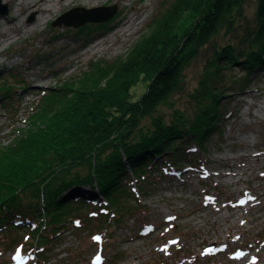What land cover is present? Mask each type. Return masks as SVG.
Here are the masks:
<instances>
[{
    "label": "rangeland",
    "instance_id": "374dc122",
    "mask_svg": "<svg viewBox=\"0 0 264 264\" xmlns=\"http://www.w3.org/2000/svg\"><path fill=\"white\" fill-rule=\"evenodd\" d=\"M19 1L0 0L7 10L0 12V145L6 147L34 130L43 94L73 79L89 82L104 66H116L171 2L57 0L56 9L41 15ZM101 6H116V12L79 28L52 24L75 7ZM244 8L252 19L256 0H246ZM128 19L136 22L127 29ZM238 25L235 37L248 24ZM209 54L201 49L186 69L185 91L173 98L177 108L190 111L188 92ZM236 68L227 82H235L229 90L237 91L222 101V133L209 136L205 153L191 145L199 168L154 172L134 183L133 196L122 188L118 200L124 205L114 200L113 218L89 207L73 210L68 227L42 254L31 249L33 228L10 227L0 232V264H245L249 255L264 256V66L253 73ZM145 82L143 76L134 82L132 98L142 94ZM6 88L14 91L7 96Z\"/></svg>",
    "mask_w": 264,
    "mask_h": 264
},
{
    "label": "trees",
    "instance_id": "16d2710c",
    "mask_svg": "<svg viewBox=\"0 0 264 264\" xmlns=\"http://www.w3.org/2000/svg\"><path fill=\"white\" fill-rule=\"evenodd\" d=\"M245 2L171 0L116 66L43 94L34 130L15 146L0 145V232L33 228L31 249L42 254L82 207L113 218L122 188L133 196L134 183L154 172L199 168L191 145L205 153L209 136L222 133L230 69L264 66V0H256L252 19ZM241 22L247 28L235 37ZM222 32L232 35L220 43ZM201 49L210 54L183 111L173 98L185 91L186 69ZM142 76L146 88L134 99Z\"/></svg>",
    "mask_w": 264,
    "mask_h": 264
},
{
    "label": "water",
    "instance_id": "95a60500",
    "mask_svg": "<svg viewBox=\"0 0 264 264\" xmlns=\"http://www.w3.org/2000/svg\"><path fill=\"white\" fill-rule=\"evenodd\" d=\"M0 12L7 13L6 6L0 2ZM116 12V6H101L95 8L75 7L54 21V26H71L79 28L87 23H100L109 20ZM33 19V17L31 18Z\"/></svg>",
    "mask_w": 264,
    "mask_h": 264
},
{
    "label": "bare ground",
    "instance_id": "6f19581e",
    "mask_svg": "<svg viewBox=\"0 0 264 264\" xmlns=\"http://www.w3.org/2000/svg\"><path fill=\"white\" fill-rule=\"evenodd\" d=\"M89 3H91V2L89 1ZM17 4L19 6L24 5L27 7L28 6L33 7L37 11L42 13L41 15H44L45 13L56 9L57 6L60 5V2H58L57 0H20L19 2H17ZM43 17H45V16H43ZM13 19H18V17L17 18L15 17ZM10 22H12V20H10ZM127 22L129 23V26L127 27V29H128V28H131L132 24H134L136 22V20L132 21V20L128 19ZM11 37H13V36H11ZM2 98H3V96H2ZM260 253H262V252H260ZM260 253L257 252L256 254H260ZM242 255H245L244 251H243ZM246 259L247 260H245V264H251L252 262L254 263V261H258V260H259V263H257V264H264V256L263 255H260L259 257H257V255H254V256L249 255Z\"/></svg>",
    "mask_w": 264,
    "mask_h": 264
},
{
    "label": "snow or ice",
    "instance_id": "6c2138e0",
    "mask_svg": "<svg viewBox=\"0 0 264 264\" xmlns=\"http://www.w3.org/2000/svg\"><path fill=\"white\" fill-rule=\"evenodd\" d=\"M94 239H97L98 240V239H100V237H94Z\"/></svg>",
    "mask_w": 264,
    "mask_h": 264
}]
</instances>
